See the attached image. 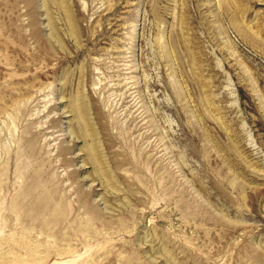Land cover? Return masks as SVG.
I'll list each match as a JSON object with an SVG mask.
<instances>
[{
	"label": "rangeland",
	"instance_id": "obj_1",
	"mask_svg": "<svg viewBox=\"0 0 264 264\" xmlns=\"http://www.w3.org/2000/svg\"><path fill=\"white\" fill-rule=\"evenodd\" d=\"M0 264H264V0H0Z\"/></svg>",
	"mask_w": 264,
	"mask_h": 264
},
{
	"label": "bare ground",
	"instance_id": "obj_2",
	"mask_svg": "<svg viewBox=\"0 0 264 264\" xmlns=\"http://www.w3.org/2000/svg\"><path fill=\"white\" fill-rule=\"evenodd\" d=\"M41 209V208H40Z\"/></svg>",
	"mask_w": 264,
	"mask_h": 264
}]
</instances>
